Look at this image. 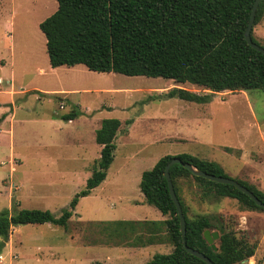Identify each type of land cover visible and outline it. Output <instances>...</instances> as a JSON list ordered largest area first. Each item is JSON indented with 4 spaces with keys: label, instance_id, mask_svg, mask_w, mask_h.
<instances>
[{
    "label": "rangeland",
    "instance_id": "1",
    "mask_svg": "<svg viewBox=\"0 0 264 264\" xmlns=\"http://www.w3.org/2000/svg\"><path fill=\"white\" fill-rule=\"evenodd\" d=\"M56 9L55 0H0V17L13 19L11 31L7 26L6 30L0 29V88H6L7 81L12 80L8 85L12 90H36L11 99L15 104L14 116L0 133V212L11 211L15 206L17 210H48L59 217L61 210L84 188L97 165L99 147L95 132L101 122L119 120L120 131L114 140L113 161L105 181L89 196L79 199L68 230L50 224L20 226L13 233L14 243L10 241L0 251V264H146L153 255L166 254L157 246H150L146 248L150 255L140 259L135 250H129L130 254L119 250L131 247L107 243L97 229L99 221L166 219L153 206L142 203L139 191V177L147 171L150 164L146 159L151 155L160 158L203 152L222 165L228 178L244 181L238 174L246 170L239 161L238 150L254 152L251 162L248 161L255 168L258 182H246L264 192V90L223 92L211 95L205 103H196L165 98L169 89L179 85L172 80L96 73L82 65L52 69L38 25ZM252 36L264 47V16L253 27ZM194 92L207 91L196 87ZM11 100L0 97V102ZM248 104L256 122L262 124L258 133ZM11 108L10 104L0 105V113ZM71 111L77 112V117L68 122L62 116ZM49 119L50 122L44 121ZM126 121L131 124L125 126ZM137 143L145 149L135 156L133 153L140 149L135 146ZM256 147L259 148L255 151ZM12 149L15 172L10 165ZM146 153L148 156H144ZM39 156L79 158L72 167L84 166L86 170L67 177L64 184L54 181L55 187L44 188L41 186L53 177L52 173L36 171L41 166L28 164ZM21 159L24 164L18 165L17 160ZM85 171L88 174L84 177ZM20 176L23 182L33 180L31 183L37 189L15 191L16 177ZM191 185V180L180 184L187 217L204 215L213 224L215 217L221 219L237 237L243 236L255 245L248 264H264V211L247 210L235 200L212 195L202 198L201 190ZM166 247L172 250L169 244L162 249Z\"/></svg>",
    "mask_w": 264,
    "mask_h": 264
},
{
    "label": "trees",
    "instance_id": "2",
    "mask_svg": "<svg viewBox=\"0 0 264 264\" xmlns=\"http://www.w3.org/2000/svg\"><path fill=\"white\" fill-rule=\"evenodd\" d=\"M56 11L39 23L45 38L49 65L72 68L82 65L96 73L127 77H150L191 84L209 91L206 95L182 88H171L165 98L205 103L211 95L223 92L264 90V55L244 40L254 0H55ZM264 16V1L256 10L253 27ZM252 41L259 45L252 36ZM260 46V45H259ZM262 47V46H261ZM264 48V47H263ZM77 112L62 116L68 122ZM131 124L126 121L125 126ZM121 122L106 119L95 132L100 146L96 167L84 188L54 217L48 210L15 209L0 212V251L9 240L11 229L24 225L50 224L68 230L80 198L89 196L106 177L113 161L115 137ZM173 158L206 174L227 177L222 167L190 154L165 155L140 177L139 191L147 205L166 217L163 221H99L97 229L116 247L141 248L157 242L172 247L168 254H155L146 264H205L188 254L181 241L180 226L163 171ZM170 179L185 218V243L213 264H240L253 257L255 245L228 229L215 217V224L204 215L187 217L180 195L181 181L191 180L201 197L230 198L247 210L264 211L233 186L193 176L179 164L169 169ZM262 203L264 192L236 180ZM17 206V205H16ZM218 233L214 252L203 239V232ZM165 235L166 238H159ZM97 264V263H96Z\"/></svg>",
    "mask_w": 264,
    "mask_h": 264
},
{
    "label": "crops",
    "instance_id": "3",
    "mask_svg": "<svg viewBox=\"0 0 264 264\" xmlns=\"http://www.w3.org/2000/svg\"><path fill=\"white\" fill-rule=\"evenodd\" d=\"M2 25V27H0V29L2 28L3 30L5 29L6 30V26H7V28L9 29V31H11L12 30V28H13V19L12 18H10L9 20H8V18H6V19H3V17H0V26ZM9 37H10V35H8ZM40 72H41V70H40ZM0 82H1V78H0ZM12 84V80H9V81H7V87L6 88H0V97H9L10 98V100L15 96V95H19V94H25V93H27V92H31V91H36V90H34V89H30V88H28V89H22V91L21 92H19V91H15V90H12L11 88H8L10 85ZM9 85V86H8ZM177 88H182V89H186V90H188V91H191V92H194L195 91V88L196 87H194V88H188L185 84H179L178 86H176ZM170 90V89H169ZM204 91H207V90H204ZM55 92H61V91H55ZM196 94H198V95H206V94H208L209 93V91H207V92H202L201 94L200 93H197V92H195ZM246 93V92H245ZM214 96H215V94H213ZM212 95V96H213ZM243 96H245L246 97V94H242ZM8 101H1L0 102V105H6V104H10V106H12V108H11V110L10 111H8V112H4V113H0V133H2V132H4V126H6V124L7 123H9L8 122V120H11L12 119V117L14 116V110H15V104H14V102H13V100H11L9 103H7ZM248 109H249V111H250V114H251V116H252V119H254L255 118V115H254V112H253V110H252V107H251V105L250 104H248ZM9 112L11 113V114H9ZM45 122H50L51 120L49 119V120H44ZM254 121H255V123H253V127H255V129H256V131H257V133L258 132H260L261 131V123H257L256 122V120L254 119ZM70 122V121H69ZM121 122V121H120ZM10 128V127H9ZM10 131H11V129H10ZM258 135V134H257ZM248 138V137H247ZM248 140V139H247ZM263 145H264V139H263ZM135 146H141L140 144H136ZM252 146H254V144L252 145ZM99 148V151H100V146H98ZM258 148L259 147H256V149H255V151L256 150H258ZM144 149L145 148H143V146L142 147H140V149H138V151H136L135 153H133L135 156H138V155H140L141 154V152H143L144 151ZM11 152H12V154H11V156H12V159H11V163H10V165L12 166V168H11V171H14L15 172V167L13 166V161L15 160L14 158H13V156H14V153H13V149L11 150ZM238 152H239V158H240V160L239 161H242V166L243 167H245L246 168V170H241V171H239V173L238 174H240L241 176H243L244 177V181H242V182H245V183H247V182H249V183H253V184H256L257 182H258V180H257V178L254 176L255 174L253 173L254 171H255V168H252V167H250V165H249V161H248V159H250V162H251V158L253 157V155H254V152H248V151H243L242 149H239L238 150ZM144 156H148V154L146 153ZM171 156H175V155H171ZM192 156H195V157H197V156H201V157H198V158H200V159H203V160H207V161H212L210 158H209V156H207V155H205L203 152H202V155H201V153L200 154H197V155H192ZM152 157V155L150 156V157H148L147 159H146V163L149 165V167H147V169L146 170H150L152 167H153V165L157 162V160L159 159L158 157V159L156 158V157H154V158H151ZM163 157V156H162ZM161 158V157H160ZM35 160H29V159H27V162H28V160H29V162H28V164H36V165H38V166H41L39 169H37L36 171H43L44 173L45 172H51L52 173V175H53V177H50V178H48L47 179V182H46V184H44L43 186H41V187H44V188H52V187H55L56 186V184L54 183V181H57L58 182V185H61V184H64V182L66 181V178L67 177H69V176H74V175H79L78 173H82V171H84V170H86V167H81V168H78V167H72V165H74V162H78L79 161V158H68V159H66V158H64V159H60V158H56V157H53V158H51V157H48V156H39V157H36V158H34ZM152 159H154L153 161H152ZM18 161V165H20V164H24V159H21V160H17ZM34 161H35V163H34ZM214 162V161H213ZM217 163V162H216ZM219 164V163H218ZM252 164H253V162H252ZM147 165V166H148ZM220 165V164H219ZM221 167H222V165H220ZM222 169H223V171H224V173H225V170H224V168L222 167ZM144 172V171H143ZM86 174H88V173H86V171H85V174H84V177L85 176H87ZM142 174V173H141ZM107 175V174H106ZM140 177H141V175H140ZM140 177H139V181H140ZM57 178V179H56ZM137 179H138V176H137ZM136 179V180H137ZM23 178H21V176L20 177H16V185H14V190L15 191H17V192H23V191H25V190H30V191H35L36 189H37V185L36 184H34L33 182L31 183V181H33V180H31L30 179V181H29V183H27V182H23ZM105 181V180H104ZM103 181V182H104ZM247 181V182H246ZM102 182V183H103ZM101 183V184H102ZM248 183V184H249ZM192 184L193 185H191V188H198L193 182H192ZM249 185H251V184H249ZM99 187V186H98ZM97 187V188H98ZM42 189V188H41ZM199 189V188H198ZM256 189H258L259 191H261V192H263L259 187H257ZM96 190V188L95 189H93L92 191H91V193L92 192H94ZM200 190V189H199ZM90 193V194H91ZM89 194V195H90ZM142 195V194H141ZM143 197V196H142ZM220 199H225L226 201H234V199H230V198H220ZM236 201V200H235ZM142 203L145 205V202H144V198H143V201H142ZM76 210V209H75ZM165 220V219H164ZM108 221H112V220H108ZM125 221H152V220H148L146 217H144V218H141V219H135V220H125ZM161 221H163V220H161ZM20 230V227H13L12 229H11V235H10V238L11 239H9V242H7L6 243V245H5V249L7 248V246L10 244V241H12V236H13V233L14 232H18ZM13 242V241H12ZM14 243V242H13ZM164 245H167L166 243H164V242H157V243H155V244H152V245H148V246H146V247H141V248H131V249H119V250H122L123 252H124V250L125 251H128L129 252V250L131 251H133V250H135L136 251V253L140 256V259H145L146 258V256H149L150 254H149V252H148V250L146 249L147 247H150V246H152V247H155V246H157L158 248H159V250L160 251H163V252H167L166 254H168V253H170L172 250H169V248L168 247H166L165 249H162V246H164ZM172 248V247H171ZM126 253V252H125ZM129 254H130V252H129ZM130 258V257H129ZM139 259V260H140Z\"/></svg>",
    "mask_w": 264,
    "mask_h": 264
},
{
    "label": "water",
    "instance_id": "4",
    "mask_svg": "<svg viewBox=\"0 0 264 264\" xmlns=\"http://www.w3.org/2000/svg\"><path fill=\"white\" fill-rule=\"evenodd\" d=\"M263 1L264 0H254L252 8H251L249 22H248L247 27H246L245 32H244V40H245L246 44L250 48L259 52L262 55H264V48L255 44L252 41L251 31L253 29V23H254L256 10H257L259 4ZM175 164H179V165L183 166L185 169H187L189 172H191V174L193 176L203 178V179L210 181V182H214V183H218V184H222V185L233 186L239 192L246 195L250 200H252L254 202V204L257 207H259L261 209H264V203H262L251 191H249L246 187L239 184L236 180L230 179L228 177H219V176L206 174L202 171L197 170L196 168H194L190 164L182 163L178 158H173L166 164L164 171H163V177L166 180V184H167V188H168L170 198H171V200L174 204V207L176 209V212H177L179 226H180L182 246L188 254L196 257L197 259L201 260L205 264H213L211 262V260L209 258H207L204 254H202L199 251H196V250H193V249L187 247V245L185 243V233H186L185 218H184L180 203H179L177 196L175 194V191H174L171 179H170V175H169V169ZM202 236H203V239L205 240V242L210 246V248L214 252H216L217 247L215 245V241L218 240V233L217 232H210L209 230H205L203 232ZM241 264H248V261L244 260L241 262Z\"/></svg>",
    "mask_w": 264,
    "mask_h": 264
},
{
    "label": "built area",
    "instance_id": "5",
    "mask_svg": "<svg viewBox=\"0 0 264 264\" xmlns=\"http://www.w3.org/2000/svg\"><path fill=\"white\" fill-rule=\"evenodd\" d=\"M60 108H62V106H60ZM2 261V256H0V262Z\"/></svg>",
    "mask_w": 264,
    "mask_h": 264
}]
</instances>
